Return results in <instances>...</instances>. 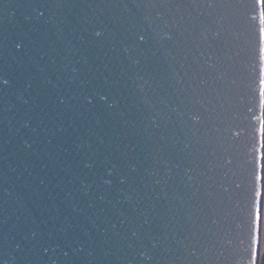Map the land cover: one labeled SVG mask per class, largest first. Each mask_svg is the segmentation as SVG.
<instances>
[{
    "label": "water",
    "instance_id": "1",
    "mask_svg": "<svg viewBox=\"0 0 264 264\" xmlns=\"http://www.w3.org/2000/svg\"><path fill=\"white\" fill-rule=\"evenodd\" d=\"M161 2L0 0V264H264V4Z\"/></svg>",
    "mask_w": 264,
    "mask_h": 264
},
{
    "label": "snow or ice",
    "instance_id": "2",
    "mask_svg": "<svg viewBox=\"0 0 264 264\" xmlns=\"http://www.w3.org/2000/svg\"><path fill=\"white\" fill-rule=\"evenodd\" d=\"M170 2V0H168ZM261 3L264 4V0H261ZM164 3L161 2V0H151V7L157 8V7H163ZM211 6V5H209ZM40 16L44 15L43 11L39 12ZM261 24L264 25V14H262L261 18ZM101 33L97 32L96 35L99 36ZM167 39L171 40L172 36H168ZM140 41L145 40L144 35L139 36ZM260 42H261V47H260V61H261V69H260V98H261V109H262V116H261V121H260V135H261V148L264 149V27H261L260 29ZM127 51V49H125ZM135 65H138L140 63L139 60L133 61ZM5 84L8 83L7 80L4 81ZM260 160H264V152L261 153V156L259 157ZM261 167H264V165H261ZM264 180V176H261L259 173L257 175V181ZM261 190L258 188L256 192V225L257 229L259 227V221H260V197H261ZM64 255H67L65 252ZM194 255V253H193Z\"/></svg>",
    "mask_w": 264,
    "mask_h": 264
},
{
    "label": "rangeland",
    "instance_id": "3",
    "mask_svg": "<svg viewBox=\"0 0 264 264\" xmlns=\"http://www.w3.org/2000/svg\"><path fill=\"white\" fill-rule=\"evenodd\" d=\"M264 250V240L262 239L261 251Z\"/></svg>",
    "mask_w": 264,
    "mask_h": 264
}]
</instances>
